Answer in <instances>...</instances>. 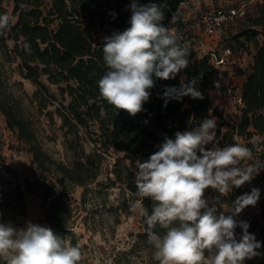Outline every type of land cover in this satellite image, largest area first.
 <instances>
[{"label": "trees", "instance_id": "16d2710c", "mask_svg": "<svg viewBox=\"0 0 264 264\" xmlns=\"http://www.w3.org/2000/svg\"><path fill=\"white\" fill-rule=\"evenodd\" d=\"M14 4L13 14L17 15L15 24L10 28L0 30V40L6 41L5 36L14 42L13 54L20 60L21 75L29 80L36 91L34 99L41 103L46 97L49 104L55 96L49 94L48 88L41 81V77H47L51 85L59 88L63 99L69 98L68 104L56 108L62 126L68 128L69 133L77 135L79 128H84L91 133V125L97 126L95 143L99 146V153L86 155L83 149H73V161L65 164L49 156L40 146L37 136L31 127V122L24 115L19 104L2 94L0 91V113L5 117L7 127L15 131L20 140L28 145L35 164L38 177L46 178L54 176L43 186V202L46 204L44 218L48 226L58 237L65 239L72 246H77L79 239L77 232L70 226V205L68 201L67 184H76L87 187L94 182L100 174V158L112 148L123 154V159L137 163L138 160H146L151 154L159 150V145L165 137L175 139L176 132H184L197 127L200 122L212 117L218 118V110L213 106L209 95L205 90L226 93L227 88L217 80L218 71L210 62L208 55L195 57L189 54V64L182 69L173 79H157L155 87L150 90L151 96L144 104V110L135 116L124 110H118L110 105L99 94L98 81L107 71L102 47L104 38L96 41L94 38V19L98 18L100 27L107 28V35L113 32H122L130 27L131 12L129 5L132 0H11ZM3 0H0L2 4ZM184 0H138L140 4L157 3L165 12V18L161 26L171 32L170 21L175 18L179 6ZM6 10L0 5V16ZM90 23V24H89ZM251 27L242 30L232 37L237 44L247 43L250 38L263 36V41L258 44L257 52L253 57L251 73L244 81L241 89L243 107L239 126L221 133L222 124L217 122L215 139L220 135L225 146L237 144L234 136L246 142L245 146L252 149L259 145L253 140L257 135H264V4L255 18L251 20ZM172 33V32H171ZM177 43L182 47L180 38L172 33ZM241 39H245L242 42ZM28 45V48H25ZM236 46H234L235 48ZM221 75L226 76L227 72ZM181 76L187 83L192 78L198 79L197 89L202 93L203 99H192L185 96L181 101L172 100L164 107V101L160 98L165 88L179 87ZM154 79H156L154 77ZM62 84V85H61ZM218 84V86H216ZM47 104H43L46 107ZM52 113H50L51 115ZM225 141V144H223ZM264 151L260 150V157ZM262 161V160H260ZM242 163V162H241ZM242 166H249L242 164ZM257 168L258 174L250 182H246L227 195L222 196L218 192L212 194L211 204L216 203L217 212H223L224 208H230L235 199L245 193H250L253 188L260 190L259 203L264 214V165H251ZM4 170H8L2 155V142L0 141V193L3 190ZM136 168L116 162L112 170L114 176L112 185L119 184L129 193V200L123 199L125 209L129 216L130 203L138 197L135 183ZM55 180V181H54ZM56 186L60 190L56 191ZM26 193L32 188L26 181ZM19 197L21 207L24 206V191L20 185L13 190ZM6 202L3 196L0 204ZM145 207L151 212V201H143ZM223 206V207H222ZM250 207V206H248ZM247 208V207H246ZM225 215L230 212H224ZM239 221H247L250 225L248 231L264 234V224L256 218L246 219L240 215L235 217ZM20 223L19 216L14 218ZM143 232L139 234L140 241L148 243L146 224L142 217ZM157 234L165 231L159 226L154 229ZM236 234L241 231L236 228ZM0 264H5L0 259Z\"/></svg>", "mask_w": 264, "mask_h": 264}, {"label": "clouds", "instance_id": "9594fccd", "mask_svg": "<svg viewBox=\"0 0 264 264\" xmlns=\"http://www.w3.org/2000/svg\"><path fill=\"white\" fill-rule=\"evenodd\" d=\"M128 7L130 27L104 37L107 71L98 88L110 105L135 116L144 110L157 79H173L188 66L190 50L161 26L165 12L160 4L132 0ZM8 21L7 15L0 16V30ZM197 84L198 79L192 78L187 83L181 80L179 87L165 88L160 96L164 107L185 96L203 99ZM216 128L217 120L210 113L192 130L176 132L175 139L165 137L158 151L136 163L138 199L129 210L144 218L158 264H244L261 255L257 250L262 244L248 231L249 223L235 219L246 207L257 204L260 190L253 188L238 196L230 208L222 206L228 215L217 212L218 198L211 206L206 198L209 188L227 196L259 171L242 166V161L252 158L248 147L238 143L216 147ZM210 143L214 147L207 149ZM145 199L151 201L150 213ZM157 226L165 230L162 235L154 231ZM237 227L242 230L239 240ZM0 259L5 264H80L83 254L50 227L28 221L24 228H17L9 222L0 223Z\"/></svg>", "mask_w": 264, "mask_h": 264}, {"label": "rangeland", "instance_id": "374dc122", "mask_svg": "<svg viewBox=\"0 0 264 264\" xmlns=\"http://www.w3.org/2000/svg\"><path fill=\"white\" fill-rule=\"evenodd\" d=\"M263 4L264 0H184L179 6V17L187 20L185 27H182L184 33L181 38L185 41L195 39L196 43H191L196 45L197 55L202 51L211 52L222 48H231L232 51L230 62L219 67L217 75V80L226 86L227 92L205 90L213 106L218 110L219 117L216 120L223 125L221 133L239 126L243 106L234 104L232 95L241 92L244 81L251 73L258 44L263 41V36L259 35L255 39H248L247 43L237 44L232 37L251 27V20L258 16ZM0 5L6 10L4 15L9 18L6 27V32L9 33L17 20V15L13 14L14 4L11 0H3ZM216 9H223L226 12L241 10L244 15H238L233 23L224 25L220 30L206 31L200 22L201 17ZM93 25L96 41L106 37L107 28L100 27L98 18L94 19ZM177 29L178 27L172 28L171 32H176ZM5 38L4 44L0 40V91L19 104L24 115L29 118L42 149L52 158L65 164H71L73 161L74 148L78 151L80 148L83 149L86 155L99 153L96 151L99 146L94 141L96 125H91L88 129L91 133L79 128L77 135L69 133L68 128L62 126L61 119L55 111L56 108H61V105L66 106L69 98L65 96L66 99H63L58 86L51 85L47 77L42 76L41 81L48 88L49 94L55 96L54 100L49 104L46 97L41 99V103L34 99L37 88L22 77L20 60L13 54L14 42L8 39L7 35ZM241 40L244 42L245 39ZM222 72H227V75H221ZM181 79L184 80V76H181ZM43 104H47L46 107ZM234 139L238 144L245 146L246 142L236 135ZM253 140L259 145H254L253 150L249 148L252 158L242 161V164L263 166V156L260 157L258 154L260 150L264 151V135H257ZM0 141L4 163L8 168L7 171L4 170L2 181L4 192L2 195L0 193V202L3 196L6 197V202L0 204V223L11 222L17 228H24L26 222L31 221L49 227L44 218L46 204L43 202V186L49 179H55L54 176L38 177L39 171L32 162L28 145L19 139L15 131L7 127L5 117L1 113ZM219 142H222L221 135L214 139L213 143L216 147L223 148ZM214 145L210 143L206 148L211 149ZM100 160V174L94 182L87 187L67 184L69 224L78 234L77 246L83 254L80 264H158L153 259L152 245L146 246L138 238L143 232L142 216L139 213H133L132 216L127 214L123 199L129 200V193L123 186L112 185L110 181L114 178L112 170L116 162L120 161L133 169L136 168V163L123 159V154L114 148ZM26 181H29L32 188L30 193L25 191ZM17 185L25 192L23 207L19 203V197L13 192ZM59 190V186H56V191ZM213 193L217 191L209 188L205 194L210 206ZM223 212H226L224 208ZM16 215L19 216V224L14 221ZM239 215L248 220L256 218L258 222L264 224V214L259 203L245 208ZM236 220L239 221V217ZM241 234L242 230L236 234L238 240ZM252 234L262 244L257 250L261 255L246 259L244 264H264V234H259V230Z\"/></svg>", "mask_w": 264, "mask_h": 264}, {"label": "built area", "instance_id": "2783aa9c", "mask_svg": "<svg viewBox=\"0 0 264 264\" xmlns=\"http://www.w3.org/2000/svg\"><path fill=\"white\" fill-rule=\"evenodd\" d=\"M238 15L242 16L244 15L243 11H231V12H226L223 9H216L213 10L209 13H206L201 17V24L205 28L206 31H216L220 30L223 28L224 25L228 23H233ZM185 21V22H184ZM187 20L184 18H180L179 15L177 14L175 16V19L170 21V27L172 28H177L176 32H172L176 34L181 42H182V47H186L190 50V53H192L195 57L203 56V55H208L210 58L211 64L214 66L215 70L218 71L219 67H223L227 65L230 62V58L232 56V51L231 48H222L218 50H214L211 52H203L199 55L195 53L196 51V45H192L191 42H195V39L192 38L191 40H182L181 35L184 33L182 26L186 25ZM178 25V26H177ZM182 30V31H181ZM193 47V49H192ZM195 47V49H194ZM201 47V46H200ZM232 99L234 104L237 106H243V100H242V93H235L232 95Z\"/></svg>", "mask_w": 264, "mask_h": 264}, {"label": "crops", "instance_id": "0c3cea01", "mask_svg": "<svg viewBox=\"0 0 264 264\" xmlns=\"http://www.w3.org/2000/svg\"><path fill=\"white\" fill-rule=\"evenodd\" d=\"M179 10H180V8H179ZM179 12V11H178ZM178 14V13H177ZM183 27V26H182ZM184 27H185V25H184Z\"/></svg>", "mask_w": 264, "mask_h": 264}]
</instances>
